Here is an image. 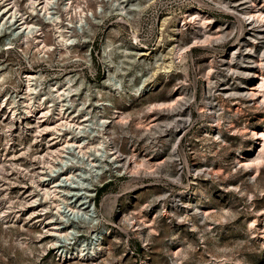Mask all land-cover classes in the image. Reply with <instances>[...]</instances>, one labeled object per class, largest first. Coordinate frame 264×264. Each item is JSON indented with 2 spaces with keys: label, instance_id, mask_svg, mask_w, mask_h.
Wrapping results in <instances>:
<instances>
[{
  "label": "rangeland",
  "instance_id": "1",
  "mask_svg": "<svg viewBox=\"0 0 264 264\" xmlns=\"http://www.w3.org/2000/svg\"><path fill=\"white\" fill-rule=\"evenodd\" d=\"M20 3L25 8V0ZM256 3L251 10L259 20L255 10H264V2ZM120 5L130 9L126 21L109 10L70 52L54 50L44 60L25 48L0 52V60L11 64V74L25 69L29 58L34 70L42 71L45 89L69 73L73 84H81L73 102L82 100L90 111L93 107L91 115L110 120L100 129L104 144L91 150L101 178L91 183L85 171L89 161L83 157L72 184L95 187L90 191L96 209L89 212L97 215V224L90 228V216L74 213L80 234L66 247L74 252L81 240L86 253L102 232V248L92 257L69 258L48 242V213L31 214L25 203L32 174L42 166L34 156L45 151L46 140L56 139L16 129L7 123L8 112H0V155L15 157L6 163L16 164L7 165L0 178V209L12 221H0V264H264V56L250 63L229 61V52L238 48V28L213 46L205 42L206 35L221 33L216 21L237 23L214 0H120ZM138 7L144 8L132 10ZM206 16L214 22L204 28ZM243 26L244 33H252ZM44 34L55 45L50 27H44ZM196 36L200 42L192 47ZM261 36L264 41V26ZM177 45L185 47L186 59L163 73L160 69L174 59ZM86 54L88 62L82 60ZM108 77L120 87L103 84ZM9 79L1 83L0 93H19L22 81ZM86 84L99 87L87 91V100V92L81 94ZM159 103L164 106L158 109L154 104ZM164 123L166 132L160 133ZM8 125L11 136L5 132ZM24 146L26 152L20 154ZM108 146L114 160L100 158L107 157ZM72 188L71 196L81 205L88 190Z\"/></svg>",
  "mask_w": 264,
  "mask_h": 264
},
{
  "label": "bare ground",
  "instance_id": "2",
  "mask_svg": "<svg viewBox=\"0 0 264 264\" xmlns=\"http://www.w3.org/2000/svg\"><path fill=\"white\" fill-rule=\"evenodd\" d=\"M20 1L0 0V52L8 53L13 48H20L21 50L25 48L30 51L29 54L31 52L36 53L40 60H44V57H47L48 53L54 50H57L58 54H62L63 51L70 52L72 48L80 46L82 42L87 40L86 35L91 29V24L96 23L97 19L109 10L118 11L122 14L123 17L120 19L122 22L126 21L125 19L130 10H127L125 6H121L120 0H94L95 3L92 6L88 5L87 1L81 4L80 1L76 0H25V8L23 9ZM214 1L216 8L236 18L237 23L224 26V23L220 20L216 21V27L221 33L217 37L206 35L205 42L213 46L223 41L234 29L238 28V37L236 38L238 48L229 52V61L239 64L241 62L239 58H242L243 63H250L249 59L255 56L263 57L264 41H262L261 31L264 25L261 22H264V10H255L258 12L256 15L260 18L259 20L254 17L253 10H251L257 7V0ZM258 1L259 3L264 2V0ZM106 3H109V5L106 6ZM143 8L138 7L132 10H143ZM213 22L214 20L210 16L201 19L204 28ZM245 24L249 26L248 31H252V33H244L243 25ZM44 27H50L55 45H50L45 41ZM246 34L247 38H240L241 35ZM197 37H195L192 47L200 42V38ZM134 39H136V36H134ZM260 44L262 45L260 46ZM172 50L174 59L167 62L160 69L166 74L176 64V60L183 62L186 59L184 46L177 45ZM87 54L82 60L88 62ZM103 54L105 65L108 67L107 70L110 71V65L105 60L108 57L107 49L103 51ZM25 59L30 60L29 58ZM222 62L225 63L226 60L222 59ZM7 67L8 65L0 60V87L6 75L8 76L11 73L9 72L11 67L9 69ZM246 71L248 69L244 68V72ZM22 73L25 79L21 80L23 88L19 93L9 94L6 91L0 93V112L3 110L1 115L8 112L6 116L7 123L15 126L16 129H25V132L28 130L32 133L39 132L47 134V136L53 135L52 139H56L52 143L46 140L45 151L34 156V158L41 159L42 166L39 171H34L32 174V184L30 193H28L30 197L25 203L30 207L31 214L37 212L48 213L46 216L48 224L46 231L49 232L50 237L48 242L56 249V253L69 258L95 256L101 251L105 233L96 234L94 240L92 239L93 241L89 243L86 253H83L84 242L81 240L78 241L74 252H68L66 249L72 244V240L80 234L78 224L81 223L74 218V213L82 210L90 216L91 221L88 225L90 228L95 227L97 224V215L89 212L91 207H93V210L96 209V206H93V194L90 191L94 190L95 187L86 186L85 184H72L76 175L81 172V159L83 157L89 161V167L85 171L90 177L91 183L101 178V174L99 175L96 171V158L92 157L91 150L98 151L100 146L104 144L105 136L100 133V129L107 127L110 120L105 115H91L93 107L90 111L82 100L77 103L73 102L72 96L77 95L81 84H73L74 77L69 76V73L62 78L64 80L54 81L46 89L42 87L43 74L38 71L35 73H29L25 70L18 72L19 75H22ZM109 74L111 73L109 72ZM260 76L261 80H264V74H260ZM103 84L115 88L120 87L118 82L112 81L111 77L105 78ZM82 89L81 94L86 93L89 89L90 92L99 91L96 84H86ZM90 92L84 94L86 100L89 99ZM233 93H238V91ZM104 106L106 105L102 104V108ZM154 106H158L159 109L164 106V103L154 104ZM74 112L79 116L73 114ZM209 115H212V112ZM10 125L5 131L8 136H11ZM166 126L167 124L164 123L160 126V129L158 128L160 133L166 132V129H164ZM84 129L91 130L86 134ZM25 147H23L24 150L20 154L26 152ZM107 152V157L100 158H104L106 161L116 158L115 152L109 146ZM14 158L6 157V154L0 155V178H4V173H7V165H15L16 168L15 162L6 163ZM91 166L92 168H90ZM17 169L21 172H28V167L19 165ZM73 186L88 190L83 192L84 196L82 198H88L89 203L84 201L81 205H78L76 200L72 201L69 198ZM84 204L85 206H83ZM0 221L5 224L12 222L6 210L0 209ZM61 237L67 240L62 241ZM15 244L21 247L24 245L25 248L28 247L27 243L24 244L22 241H16ZM72 254L75 255L72 256Z\"/></svg>",
  "mask_w": 264,
  "mask_h": 264
},
{
  "label": "built area",
  "instance_id": "3",
  "mask_svg": "<svg viewBox=\"0 0 264 264\" xmlns=\"http://www.w3.org/2000/svg\"><path fill=\"white\" fill-rule=\"evenodd\" d=\"M5 63V62H4ZM6 65H9L8 67H7V69H9V67H10V63H5ZM25 64L27 65V67L25 68V69H20L19 70V72H21V70H25V71H28L29 73H35V72H39L40 74L42 73V71L41 70H34V68H33V62L31 61V60H25ZM9 72H11V69L9 70ZM10 76H15V78H17L18 80H22V79H25L24 78V75H23V73H22V75H19L18 74V71H16V72H14V74H9L8 76L6 75V78H5V80L6 79H9L10 78ZM9 77V78H8ZM12 78V77H11ZM10 80V79H9ZM70 197H72V201L73 200H75V197H74V195H72L71 196V194H70ZM84 201H85V203H89V199L88 198H84Z\"/></svg>",
  "mask_w": 264,
  "mask_h": 264
}]
</instances>
